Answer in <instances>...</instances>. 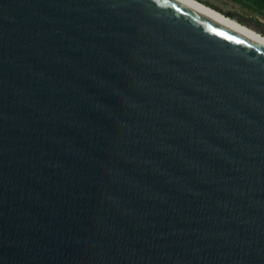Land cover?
Returning a JSON list of instances; mask_svg holds the SVG:
<instances>
[{"label":"water","instance_id":"1","mask_svg":"<svg viewBox=\"0 0 264 264\" xmlns=\"http://www.w3.org/2000/svg\"><path fill=\"white\" fill-rule=\"evenodd\" d=\"M0 264H264V50L169 0H0Z\"/></svg>","mask_w":264,"mask_h":264},{"label":"bare ground","instance_id":"2","mask_svg":"<svg viewBox=\"0 0 264 264\" xmlns=\"http://www.w3.org/2000/svg\"><path fill=\"white\" fill-rule=\"evenodd\" d=\"M202 19L264 50V35L237 22L198 0H169Z\"/></svg>","mask_w":264,"mask_h":264},{"label":"rangeland","instance_id":"3","mask_svg":"<svg viewBox=\"0 0 264 264\" xmlns=\"http://www.w3.org/2000/svg\"><path fill=\"white\" fill-rule=\"evenodd\" d=\"M198 1L264 35V15L250 4L235 0Z\"/></svg>","mask_w":264,"mask_h":264},{"label":"trees","instance_id":"4","mask_svg":"<svg viewBox=\"0 0 264 264\" xmlns=\"http://www.w3.org/2000/svg\"><path fill=\"white\" fill-rule=\"evenodd\" d=\"M235 1L248 3L264 15V0H235Z\"/></svg>","mask_w":264,"mask_h":264}]
</instances>
